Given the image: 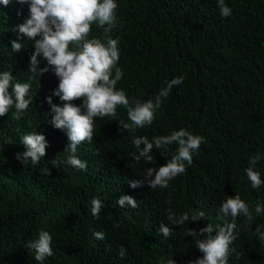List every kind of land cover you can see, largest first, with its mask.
Wrapping results in <instances>:
<instances>
[{"label": "trees", "instance_id": "1", "mask_svg": "<svg viewBox=\"0 0 264 264\" xmlns=\"http://www.w3.org/2000/svg\"><path fill=\"white\" fill-rule=\"evenodd\" d=\"M227 2L233 15L224 18L216 0H120L121 24L112 35L121 38L125 71L117 87L147 99L173 76L185 77L165 98L151 127L136 135L151 138L187 127L206 137L186 174L168 188H132L127 181L142 177L148 166L165 164L176 145L172 151L154 149L155 165L137 163L129 155L131 134L107 117L97 120L93 143L79 148L87 170L64 164L69 141L49 123L51 107L45 100L58 85L51 72L33 82L36 94L25 117L17 120L12 112L0 117V264H40L35 250L24 247L40 229L54 239V255L45 264H160L170 256L188 264L202 255L188 227L198 231L209 222L223 223L217 220L219 205L236 193L249 202L254 219H237L234 244L241 255L231 264H264V243L255 232L264 224V214L255 213V204L264 203V185L251 188L245 172L250 156L264 151V0ZM27 15V6L16 0L0 5V70L11 69L20 80L28 79L34 47L23 37L26 47L14 52L11 41ZM102 31L94 26L92 35ZM118 111L126 118L125 109ZM34 128L46 135L49 147L38 164L25 165L16 159L25 150L20 136ZM56 158L58 167L51 163ZM259 170L264 172V162ZM125 194L139 207L119 206L117 199ZM94 196L105 202L99 219L91 213ZM168 208L178 215L202 209L207 220L172 226L175 231L164 238L158 227L170 224ZM97 230L106 238H95ZM120 245L128 250L124 258Z\"/></svg>", "mask_w": 264, "mask_h": 264}, {"label": "clouds", "instance_id": "2", "mask_svg": "<svg viewBox=\"0 0 264 264\" xmlns=\"http://www.w3.org/2000/svg\"><path fill=\"white\" fill-rule=\"evenodd\" d=\"M13 0H0V5L8 6ZM16 3L28 8L27 17L15 26L17 39L11 41L12 50L20 51L26 45L21 41L27 37L32 41L34 50L29 60L28 79L20 80L13 70H0V117L10 112L17 120L25 117L30 106H33L36 91L33 82L39 77L51 72L58 79V85L51 90L45 100L51 107L49 123L63 131L69 143L64 151V164L76 170L86 171L88 160L79 155L80 146L87 142L93 143L98 119L107 117L118 121L122 133L131 134L134 150L129 154L137 163L145 161L155 165L154 149L175 151L163 165L146 167L143 176L127 182L132 188H168L170 182L181 174H186L193 163V157L200 151L206 137L197 134L187 127L173 129L168 134L152 136L136 135L139 129L151 127L162 109L165 98L172 93L174 86L182 85L184 75L173 76L159 91L147 99L129 96L123 87H117L124 77L121 60V38L112 35L120 26V0H16ZM219 14L224 17L233 15V9L227 0H216ZM22 15V12H18ZM102 29V34L92 35L93 27ZM46 61L41 66V61ZM58 97L62 103H54ZM79 100L80 103H76ZM126 110V118L118 109ZM15 110L14 112L12 110ZM48 117V116H47ZM46 117V118H47ZM23 152L16 153V159L23 164H38L46 155L49 141L46 135L36 130L27 131L20 136ZM163 155V153H162ZM264 162V151L257 150L249 158V166L245 169L250 186L259 190L264 185V172L259 165ZM58 167L61 163L57 158L51 161ZM50 174L51 169H46ZM121 207H139L138 201L132 195H121L117 199ZM105 202L100 196L91 199V213L99 219ZM167 220L170 224L161 222L159 233L164 238L170 237L175 228L186 221L192 222L204 218L207 213L196 210L190 215L184 211L179 215L171 208L167 210ZM255 213L264 214V203L255 204ZM247 217L254 219L251 206L239 193L227 195L221 201L217 210V220L223 223H207L198 231L188 227V235L194 238L195 247L201 256L189 260L188 264H231L233 256H239L234 242L239 237L237 219ZM119 226V225H117ZM262 243H264V224L255 228ZM98 240L106 238L105 231H94ZM53 234L40 229L34 239H29L24 247L35 250V260L45 264L54 255ZM127 248L120 245L119 256L127 255ZM160 264H177L170 256L161 258Z\"/></svg>", "mask_w": 264, "mask_h": 264}]
</instances>
